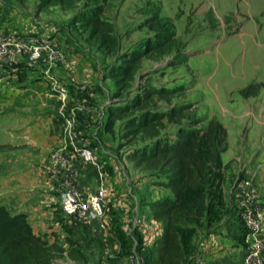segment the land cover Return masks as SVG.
Returning a JSON list of instances; mask_svg holds the SVG:
<instances>
[{
    "label": "rangeland",
    "instance_id": "rangeland-1",
    "mask_svg": "<svg viewBox=\"0 0 264 264\" xmlns=\"http://www.w3.org/2000/svg\"><path fill=\"white\" fill-rule=\"evenodd\" d=\"M82 1L78 0L68 8L52 4L43 10H37V0H0V13L5 12L9 16L19 15V12L27 14L29 21L36 22L33 23L36 33L55 37L56 43L60 46L69 45V53L65 47H60L66 55L61 66H65L66 62L71 63L73 73L78 75L71 74L73 78H69L70 76L56 71L57 74L61 73V76L45 78L47 76L43 77L42 71L33 66L27 68V65L23 66L19 75L32 74L36 76V80L44 78L48 89L51 86L50 80L57 79L68 89V95L74 96L73 101L83 97L90 105L91 114L88 120L81 123L89 127L86 137L95 149L98 162L89 165L103 176L108 187L109 206L111 212L114 211L112 217L115 220L110 232L116 241H113L114 239L110 236L111 240L108 239V242L93 237L83 243L84 245L74 242V247L82 251V258L74 260L67 255L66 251H63L55 254L54 264H128L137 258L143 259V255L137 248L138 242L135 240L136 243H134L130 237L129 242H124L127 236L121 235L116 228L121 227L124 234H127L125 231L131 228L133 223L138 227L146 220L148 199L155 196V191L161 188L155 183L159 174L155 170L137 166L129 157L132 149L150 142L151 138L145 134L129 135L125 125L127 114L119 117L109 114L110 105L123 103L121 99L113 97V80L105 76L106 65L113 60V57L105 56L95 47L85 43L70 23L73 12ZM154 1L160 4L162 15L174 20L176 35L185 43V50L190 52V55L186 64L174 66H167L164 58H143L132 87L137 86L140 73L145 75L144 79H148L154 85L173 86L183 83L189 88L178 98H173L174 101L192 102L197 113L201 115L216 116V114L220 115L221 109L229 111L234 107L239 112L244 111V119L247 123L254 121L251 112L255 111L258 131L261 134L264 131V86L256 95L248 97H243L240 89L250 81L264 82V0ZM143 3L144 0H112L106 7L105 14L113 21L116 33L120 36L121 49L135 43L147 33L145 27L138 26L144 15L137 8ZM207 12H212L215 28L209 27ZM17 30L19 31L20 28ZM20 32L15 34H23V31L20 30ZM74 64L77 67H73ZM78 64L80 71L74 70L78 69ZM82 87L86 88L85 92L75 97L73 92L77 90L80 94L79 90H82ZM156 106L164 108L166 102L160 100ZM78 113L80 116L86 115L85 111H78ZM45 119L47 116L43 115L42 121L44 122ZM175 127V123L165 122L160 133L171 134ZM56 149L57 146L48 152H42L31 143L12 145L7 144L5 138L0 137V199L2 195L10 197V201L14 202L13 210L15 211L22 210V196H25V201L35 199L34 209L37 211L34 213L41 215H34L32 220L44 219L40 228L41 233L50 241H58L68 246L67 238H72L68 235V221L64 219L66 217L62 213L61 205L50 203L43 206L45 200L35 189L37 186L25 188L27 184L23 180L5 175L13 169L10 165L22 164L17 159H21L23 154L26 159L35 161L44 155L41 167H44L48 161L45 165L48 173L50 160L58 153L55 152ZM65 150L62 148L61 152ZM6 157H11L12 162H7ZM33 180L37 183L44 182L42 178ZM97 180L98 178H96V185ZM13 187L19 190H12ZM15 195H18L17 198L20 200L16 204L13 198ZM117 198L119 200H114ZM112 202L121 207L113 209L115 206ZM24 210L30 214L29 210ZM54 210L57 211L55 215L52 212ZM232 220L235 219L232 218ZM231 222L199 241L196 258L204 264H216V262L242 264L241 251L246 245V236L243 232L245 234L247 230H243L238 221L239 232L233 231L232 227L227 228L231 226L229 224ZM33 224L35 227V222ZM235 225H237L236 222ZM206 237H218L224 240L222 242L228 241L230 246L209 242L210 244L202 250L200 243Z\"/></svg>",
    "mask_w": 264,
    "mask_h": 264
},
{
    "label": "trees",
    "instance_id": "trees-1",
    "mask_svg": "<svg viewBox=\"0 0 264 264\" xmlns=\"http://www.w3.org/2000/svg\"><path fill=\"white\" fill-rule=\"evenodd\" d=\"M77 1L37 0L36 9L52 4L68 8ZM111 1L83 0L70 23L85 43L113 57L106 65L105 76L113 80V97L123 103L110 105L109 114H127L128 134L151 138L132 149L129 157L137 166L155 170L159 174L155 183L170 190L147 202L148 216L161 222L162 231L144 252V264H191L199 241L233 218L235 205L224 186L226 163L222 159L228 148V132L215 115L198 114L192 102L173 100L189 88L183 83L154 85L140 73L137 86L132 87L143 58H164L167 66H174L186 64L190 52L176 35L174 20L162 15L160 4L154 0H144L137 8L144 15L138 26L145 27L147 33L121 49L120 36L105 14ZM206 17L209 27L215 28L212 12ZM262 86V81H250L240 93L243 97L253 96ZM160 100L166 102L164 108L156 106ZM165 122L176 124L171 134L160 133ZM116 231L127 236L124 242L130 241L121 227ZM66 242L65 247L49 241L33 231L23 212L10 213L0 203V264H54L55 254L63 251L80 260L82 252L74 247L77 241L67 238Z\"/></svg>",
    "mask_w": 264,
    "mask_h": 264
},
{
    "label": "crops",
    "instance_id": "crops-1",
    "mask_svg": "<svg viewBox=\"0 0 264 264\" xmlns=\"http://www.w3.org/2000/svg\"><path fill=\"white\" fill-rule=\"evenodd\" d=\"M19 13V15L16 14L10 16L5 12L0 13V36H2L4 40H8L10 37L16 35L15 33H19L20 30L23 31L22 33H36L33 24L36 22H32L31 20L29 21V18H27L29 16H27V14H21V12ZM17 28H20V30L18 31ZM39 34L48 37L47 35H45V33ZM49 38L56 41L55 37L50 36ZM61 46L68 49L67 53L70 52L69 45L62 44ZM24 65L26 64L17 63L13 67H10L7 72L4 73L5 75L3 74L0 76V137L5 138L6 143H11L12 145L31 143L42 152H48L52 148L57 146L55 152L60 153L62 151L64 143L62 141V136H60L62 132V122L59 116V109L62 101L60 100L58 86L63 84L59 83L57 79L50 80L51 86L50 89H48L46 88V81L44 80V78L43 80H36V76H33L32 74L21 76L19 75V73L22 72V68ZM28 66L29 65H27V68ZM73 67H77L76 64H74ZM37 69L39 68L37 67ZM74 70L80 71V65L78 64V69ZM39 71L41 70L39 69ZM56 71H60L66 76H70L69 78H73L71 77L73 76L71 74H74L71 63L66 62L65 66L60 65L59 67H56L51 73V76H61V73L57 74ZM42 75L43 77H45L44 74ZM75 75L78 74H74V76ZM85 90L86 88L82 87V90H79L80 94L77 93V90L73 93L76 95L75 97H77V95H82ZM73 99L74 96L72 95H68V97L64 99L67 108H70L72 106L76 107L84 98L82 97L74 101ZM224 110H220V115L216 114L215 112L216 117H218L222 121L228 132V148L222 153L223 162L226 163V166L224 168V186L227 190H229L228 187L234 180V178L243 173H249L254 177V183L261 190L264 198V131L261 134L258 131L256 112H251V116L253 117L252 120L254 121H252L251 123H247V120L244 119V111L239 112L237 111V108L234 107L229 111ZM76 114L79 117V123H81L82 121L88 120V116L90 113L88 114V116H80V114L76 110ZM43 115L47 116V119H45L44 122L42 121ZM58 135L59 137H57ZM43 157L44 155H42L38 161H35L33 159L28 160L26 159L25 154H23L20 157L21 159H17L18 161L22 162V164L18 163L17 165H10L11 167H13V169L5 175L7 177L23 180V182L27 184L25 188H28V186H37L35 189L38 190V194L42 195L43 200H45V204L43 206L50 203L60 204L58 191L56 189V180L55 178H52L50 177V175H48L45 168V165L48 163V161L45 163L44 167H41V161ZM5 160L10 163L12 162L11 157H6ZM77 168L80 187L87 191L93 189L96 185V178H98V171L94 169L93 166L84 164H79ZM36 178H42L44 179V182L42 181L40 183H37L33 180ZM161 188L159 189V191L160 193H162L159 194V191H155L156 195L152 196L150 199H148V201L153 200L163 194L170 193V190L168 188L162 186ZM12 190H19V188L13 187ZM22 195H24V193ZM17 196L18 195L13 196V198H15V204L18 203V201L20 202ZM21 200L22 210L18 211L13 210L14 202H11L10 197L8 196L5 197L4 195H2L0 203L3 204L10 213L23 212L33 231L42 234L40 228L43 225L44 219L32 220V217H34V215H41L40 213H34L35 211H37L36 209H34L35 199L31 201H25V196H22ZM114 200L117 201L119 200V198ZM31 202H33L32 205ZM112 204L113 206H115L113 207V209L121 207L120 205H117V203L112 202ZM262 206L264 212V201L262 203ZM24 209L29 210L30 214ZM147 211L149 212V208L147 209ZM52 212L55 215L57 211L54 210ZM112 212L114 216V211L112 210ZM119 212L121 214L120 210ZM64 219L68 221L67 218ZM233 219L235 218L233 217ZM114 220L115 219L113 217L112 222L108 224L104 229L93 226L92 228H90L86 224H71L68 221V235L69 237L73 238L74 241H77L82 245H84L83 243H85L92 237L98 238L103 242H108V239L111 240L110 236H112V238L114 239L113 241H116L115 237L110 232ZM237 221V219H235L234 221L232 220V222L229 223L231 226H227V228L232 227L233 231L237 230L239 232L240 224L238 226L239 221L238 223ZM33 222H35V227ZM235 222L237 225H235ZM122 225L125 226L127 224ZM135 227V223H133L132 227H129L125 232L128 234L130 239H132V241L136 240L138 242L137 248L142 252V255H144V252L148 248H150L153 243H155L156 239L161 234L162 224L160 221L148 216L146 220H144V222L140 223L139 226L136 227V229ZM236 234L239 235L238 233ZM217 235L221 236V234ZM222 241L224 240H221L218 237H206L203 241H201L200 248L202 250L205 249L206 246L210 244L209 242H212L215 245L229 244L228 241H226L227 243ZM63 245L65 247L67 246L65 244ZM228 246H230V244ZM216 264L219 263L216 262Z\"/></svg>",
    "mask_w": 264,
    "mask_h": 264
},
{
    "label": "built area",
    "instance_id": "built-area-1",
    "mask_svg": "<svg viewBox=\"0 0 264 264\" xmlns=\"http://www.w3.org/2000/svg\"><path fill=\"white\" fill-rule=\"evenodd\" d=\"M66 55L56 41L39 33L16 34L8 40L0 36V76L17 63L38 67L47 78L56 67L65 61ZM5 75V74H4ZM62 104L59 116L62 122L63 148L49 163L48 173L56 180L59 202L62 213L68 221L76 225L86 224L88 227L106 228L113 220L108 199V187L103 176L98 172L97 185L87 191L80 187L78 181V165L97 164L98 156L90 145L86 134L89 127L79 123L77 111L91 114L90 105L85 99L76 107L67 108L64 99L68 89L58 86ZM233 196V217L239 221L242 229L247 230L246 245L241 251L242 264H264V201L261 190L254 183V177L243 173L231 182L228 187ZM136 243V241H134ZM128 264H144L137 258ZM191 264H204L193 258Z\"/></svg>",
    "mask_w": 264,
    "mask_h": 264
}]
</instances>
